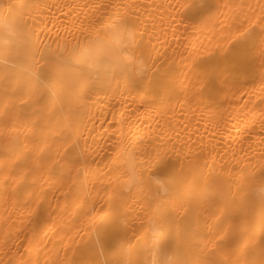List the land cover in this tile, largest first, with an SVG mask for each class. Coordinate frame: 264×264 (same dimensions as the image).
Segmentation results:
<instances>
[{"label":"bare ground","instance_id":"bare-ground-1","mask_svg":"<svg viewBox=\"0 0 264 264\" xmlns=\"http://www.w3.org/2000/svg\"><path fill=\"white\" fill-rule=\"evenodd\" d=\"M0 264H264V0H0Z\"/></svg>","mask_w":264,"mask_h":264}]
</instances>
